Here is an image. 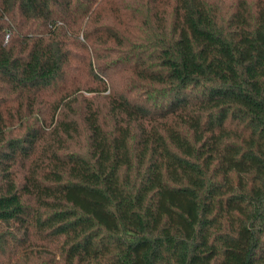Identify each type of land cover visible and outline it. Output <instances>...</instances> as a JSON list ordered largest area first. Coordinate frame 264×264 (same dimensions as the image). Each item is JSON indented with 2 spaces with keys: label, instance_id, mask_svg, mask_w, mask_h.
<instances>
[{
  "label": "trees",
  "instance_id": "obj_1",
  "mask_svg": "<svg viewBox=\"0 0 264 264\" xmlns=\"http://www.w3.org/2000/svg\"><path fill=\"white\" fill-rule=\"evenodd\" d=\"M0 264H264V0H0Z\"/></svg>",
  "mask_w": 264,
  "mask_h": 264
}]
</instances>
